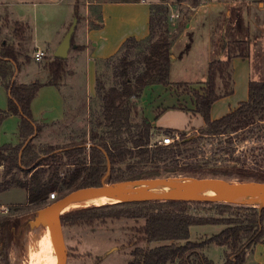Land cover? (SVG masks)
Masks as SVG:
<instances>
[{"label":"trees","instance_id":"obj_1","mask_svg":"<svg viewBox=\"0 0 264 264\" xmlns=\"http://www.w3.org/2000/svg\"><path fill=\"white\" fill-rule=\"evenodd\" d=\"M199 2L196 0L193 5ZM169 14L168 4L152 3L150 34L140 40L130 37L116 54L97 60L90 139L74 137L63 145L35 144L34 137L40 134L42 126L33 117L32 102L43 85L61 83L66 59L54 56L46 63L49 74L46 81L17 82L19 59L29 58V52L24 45L17 47L16 39H23L26 31L23 24L15 23L13 40L0 46V84L9 91L7 109H0V132L8 116L18 115L20 142H0V193L20 188L27 196L25 202L11 205L7 212L0 211V264H11L12 250L23 247L24 236L31 231V224L24 218L25 209H43L79 187L100 183L107 173L108 161L111 163L108 182L157 178L161 173L188 174L199 179L211 176L264 180V171L257 168L208 160L186 161L183 158L186 153L196 155L198 138L187 136L186 130L157 128L144 115L140 105L144 89L151 84H171V47L187 23L182 20L173 28ZM223 51L226 56L210 63L207 79L200 89L177 84L194 96L195 112L205 120L201 135L226 134L257 120L264 121V81L256 80L250 82L247 101L219 119L211 118L213 103L234 91L233 58L249 57L251 48L247 40L226 41ZM161 134L173 137L178 134L179 139L171 144H159L154 137ZM54 189L60 195L50 201ZM200 209H208V214ZM101 218L142 220L144 223L137 229L142 240L149 244L165 242L153 247H135L129 264H243L253 246L264 242V206L246 203L118 201L71 210L63 214V223ZM207 224L223 225L224 229L200 241L191 240V227ZM211 244L227 248L223 262L206 255L205 248Z\"/></svg>","mask_w":264,"mask_h":264},{"label":"crops","instance_id":"obj_2","mask_svg":"<svg viewBox=\"0 0 264 264\" xmlns=\"http://www.w3.org/2000/svg\"><path fill=\"white\" fill-rule=\"evenodd\" d=\"M152 3L155 2L100 0L96 16H87L83 26L76 27L74 34L76 47H71L68 52L66 73L61 83L43 85L32 102L33 117L42 126L41 134L53 136L89 130L91 102L96 95L97 60L116 54L123 42L130 37L140 40L150 34ZM182 5L184 8L188 6L189 10L185 11L187 13L184 18L173 22L177 26L182 20H187L185 28L171 47V84L148 85L140 98L144 115L157 128H161L163 123L160 120L169 112L184 110L195 117V124L189 128L174 124V121L166 123L165 126L177 131L198 130L205 125L203 117L195 112L193 94L183 90V87H178L177 84L188 85L190 89H200L204 86L210 63L226 56L223 51L226 41L247 40L251 53L249 57L233 58L234 91L213 103L211 118L219 119L247 101L252 80L264 81V0H202L196 5H188L187 2H182ZM32 33L33 57L30 50L29 58L19 59L20 66L15 73V79L19 83H30L37 80L38 76H43L41 79L43 81L47 80L49 74L46 63L55 56V51L66 34L60 33L55 39L41 41L34 29ZM28 37L25 33L23 39H16L19 44L17 47L27 43ZM37 48L46 52L44 60L47 62L35 60ZM30 63L42 67L38 76L32 79L27 69ZM2 87L8 104L9 91L3 85ZM0 109L7 107L3 105ZM10 120L16 123V130L13 133L17 136L20 117L10 115L1 126L2 144L19 141L17 137L10 139L4 137L6 134L4 124ZM202 226L207 232L201 231L193 237L191 230V240L209 237L224 229L223 225L218 224ZM226 251V247L218 244H211L205 248V253L215 257L212 259L218 263L224 261ZM243 264H264V242L253 246Z\"/></svg>","mask_w":264,"mask_h":264},{"label":"rangeland","instance_id":"obj_3","mask_svg":"<svg viewBox=\"0 0 264 264\" xmlns=\"http://www.w3.org/2000/svg\"><path fill=\"white\" fill-rule=\"evenodd\" d=\"M99 1L100 0H0V46L3 42H11L13 40V30L15 28V23L18 21L24 25L25 33L29 36V41L25 43L24 46L29 50H26L27 52L30 53L31 50V55L33 57V29L41 41L55 39L58 34H65L73 21L77 20V27L78 25L83 26L87 16H96ZM151 1L168 4L170 7L168 20L174 28L176 24H173V22L176 23L181 17L184 18L187 13H185V11L189 10L188 6L185 8L183 7L182 2L193 5L196 0ZM173 12H180L181 16L171 19L170 16ZM73 42H76L75 35ZM41 62H47V60L43 59ZM27 67L31 79L38 76L42 70V67L31 63ZM25 72H27V70ZM42 78L43 76H38L39 80ZM2 88V85H0V107L3 105L7 107L6 93ZM6 90L8 89L6 88ZM192 116L193 115L184 110L169 112L161 118L160 121L163 125L160 129H170L165 125L166 123H171V121H174V124L183 125V128H189L195 124V117ZM200 129L201 128L198 130H186L187 136L196 137L199 141L196 144L197 153L195 156H192V152L186 153L183 156L186 161L208 160L218 164H236L238 166H244L250 169L257 168L264 171V163L262 162V160H264V121L257 120L246 128L220 135H201ZM15 130L16 123L13 120L7 121L4 124V131L6 132L4 137L6 139L17 137V140H19L18 142H20L18 133L17 136L13 133ZM162 136V134L156 135L154 141L158 142ZM74 137H84L89 140L90 129L72 134H53V136L40 133L34 137V142L37 145H63L70 142ZM157 178L197 179V177L188 174L170 175L162 173L160 176H157ZM201 179L222 180L230 183L241 182L237 177L227 179L206 176ZM106 181L108 182V176ZM242 181L257 180L248 178ZM51 193L56 194V199L60 195V192L55 189L50 192V195ZM26 196V191L20 188H12L8 191L1 192L0 211L7 212L6 210H8L11 205L16 206L25 202ZM52 200L53 199H50V201ZM244 203L259 204V202ZM49 206L39 210H33L32 207L25 210L22 208V210L26 211L24 218L31 224V231L24 236V246L12 250L10 255L11 264H33L34 257L40 249L42 236L50 253L51 264H58V247L55 241ZM200 212L208 214V209H200ZM209 214H212L211 211ZM143 223L142 220L128 218H101L95 219L92 222L64 224L65 238L69 246V259L67 264H129L132 259L131 252L135 247L141 246L147 248L165 243L153 242L149 244L142 240L137 229ZM202 228V225L193 226L191 229L192 236L195 237L204 230L207 232L206 229ZM204 238L206 237H200L197 241ZM209 253L211 252L209 251ZM206 255L208 256L207 252ZM208 257L212 259L213 256L209 255ZM214 258L215 257H213V259Z\"/></svg>","mask_w":264,"mask_h":264},{"label":"water","instance_id":"obj_4","mask_svg":"<svg viewBox=\"0 0 264 264\" xmlns=\"http://www.w3.org/2000/svg\"><path fill=\"white\" fill-rule=\"evenodd\" d=\"M77 27V20L73 21L70 28L66 32L58 48L55 51V56L59 58H67L71 47H76L72 43L73 36ZM31 139V137H30ZM111 163L108 161L107 173L102 181L97 184L85 185L79 187L61 198L54 201L50 207L51 220L55 231L58 245L62 251L61 264H67L69 259V246L65 238L64 223H63V207L68 201L75 199L83 194L90 193H109L111 195H136L139 198L133 200H186V201H208V202H228V203H244L246 198L255 195L259 192H264V181H241L238 183L226 182L227 189L211 191H173L162 192L153 191L145 188H140L138 184L155 183L160 181L170 182L167 178H147L136 180H125L119 182H107L106 178L110 174ZM199 183H207L211 179L194 178ZM225 182V181H224ZM128 201V200H127ZM259 207H263L264 203L259 202Z\"/></svg>","mask_w":264,"mask_h":264},{"label":"bare ground","instance_id":"obj_5","mask_svg":"<svg viewBox=\"0 0 264 264\" xmlns=\"http://www.w3.org/2000/svg\"><path fill=\"white\" fill-rule=\"evenodd\" d=\"M140 188H145L153 191L162 192H173V191H201V190H211L218 191L228 188L226 182L222 180H210L207 183H199L192 178H174L170 182L160 181L155 183H143L138 184ZM139 198L136 195H111L107 192L105 193H90L83 194L75 199H72L65 203L63 211H69L76 208L91 206V205H101L105 203L127 201ZM248 202H263L264 203V192L256 193L253 196L246 198ZM53 227V226H52ZM56 245L58 247V264H61L62 251L58 245L57 237L54 231ZM33 264H51V257L47 245L43 239L40 241V249L34 257Z\"/></svg>","mask_w":264,"mask_h":264},{"label":"built area","instance_id":"obj_6","mask_svg":"<svg viewBox=\"0 0 264 264\" xmlns=\"http://www.w3.org/2000/svg\"><path fill=\"white\" fill-rule=\"evenodd\" d=\"M181 16L180 12L178 13H173L170 18L171 19H175V18H179ZM46 56V52L43 49L37 48L34 54V58L36 61H41L45 58ZM176 139H179V135L176 134V137H173L171 135H164L161 137V139L158 141L159 144H171L173 142H175ZM49 199H56V194L55 193H51V195L49 196ZM7 211V210H6Z\"/></svg>","mask_w":264,"mask_h":264}]
</instances>
